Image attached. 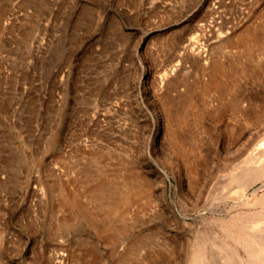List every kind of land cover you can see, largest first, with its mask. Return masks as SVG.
Segmentation results:
<instances>
[{"label": "rangeland", "instance_id": "rangeland-1", "mask_svg": "<svg viewBox=\"0 0 264 264\" xmlns=\"http://www.w3.org/2000/svg\"><path fill=\"white\" fill-rule=\"evenodd\" d=\"M262 146L264 0H0V264H264Z\"/></svg>", "mask_w": 264, "mask_h": 264}, {"label": "bare ground", "instance_id": "bare-ground-1", "mask_svg": "<svg viewBox=\"0 0 264 264\" xmlns=\"http://www.w3.org/2000/svg\"><path fill=\"white\" fill-rule=\"evenodd\" d=\"M193 45V44H192ZM196 46V45H195ZM192 48L194 47V46H191ZM191 49V48H190ZM195 49V48H194ZM193 49H191V51H192ZM194 52V51H193ZM261 149H260V151H258L260 154H259V156L257 157L258 158V160H257V164L255 165V169L257 170H261V168H263L264 166V146H262V147H260ZM255 170V171H256ZM263 171L264 170H262V173H263ZM258 173H259V171H258ZM257 173L255 172V175H256ZM257 175H259L260 176V173L259 174H257ZM253 176V175H252ZM262 177V176H261ZM255 178V177H254ZM258 178V177H257ZM251 179V178H250ZM253 179V178H252ZM247 182H248V180H247ZM246 182V183H247ZM250 182V181H249ZM248 182V183H249ZM245 183V184H246ZM247 185V184H246ZM240 237V236H239ZM236 238H238V236L236 237ZM242 239V238H241ZM253 239V238H252ZM251 239V240H252ZM254 239H256V238H254ZM253 239V240H254ZM238 240V239H237ZM252 240V241H253ZM257 241V242H256ZM256 241H254V242H256V243H252V242H247L246 240H245V242H244V244H243V246L245 247L244 249H245V251H246V253H247V255H248V258H250V259H254V257H256L257 259H262V262H264L263 260H264V237H262V238H258ZM241 243V242H240ZM257 243H258V245H257ZM257 246V249H258V251L259 252H257V254H255V251L254 250H256V249H254V247H256ZM257 251V250H256ZM238 253V252H237ZM258 253H260V254H258ZM231 254H234V255H236L235 253H231ZM233 255V256H234ZM237 256V255H236ZM238 257V256H237ZM240 258V257H239ZM240 260H242V259H240ZM243 260H244V258H243ZM242 260V261H243ZM203 261H204V263H205V259H204V256H198V257H196V260H195V264H201V262L203 263ZM250 261V260H249ZM248 260H247V262H249ZM258 261V260H257ZM251 262L252 261H250V264H251ZM255 262V261H254ZM203 263V264H204ZM233 263V262H232ZM259 263V262H258ZM258 263H256V264H258ZM241 264H244V261H243V263H241ZM253 264V263H252ZM262 264V263H261Z\"/></svg>", "mask_w": 264, "mask_h": 264}]
</instances>
